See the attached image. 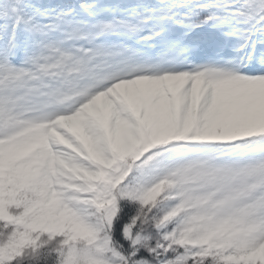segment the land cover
<instances>
[{
	"label": "snow or ice",
	"instance_id": "snow-or-ice-1",
	"mask_svg": "<svg viewBox=\"0 0 264 264\" xmlns=\"http://www.w3.org/2000/svg\"><path fill=\"white\" fill-rule=\"evenodd\" d=\"M0 264H264V0H0Z\"/></svg>",
	"mask_w": 264,
	"mask_h": 264
}]
</instances>
